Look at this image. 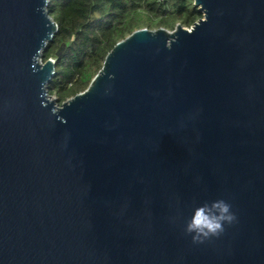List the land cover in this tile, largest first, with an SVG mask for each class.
Masks as SVG:
<instances>
[{"label": "water", "instance_id": "water-1", "mask_svg": "<svg viewBox=\"0 0 264 264\" xmlns=\"http://www.w3.org/2000/svg\"><path fill=\"white\" fill-rule=\"evenodd\" d=\"M48 2L0 0V264H264V0L134 30L61 104Z\"/></svg>", "mask_w": 264, "mask_h": 264}, {"label": "trees", "instance_id": "trees-1", "mask_svg": "<svg viewBox=\"0 0 264 264\" xmlns=\"http://www.w3.org/2000/svg\"><path fill=\"white\" fill-rule=\"evenodd\" d=\"M57 24L42 61L55 59L48 93L58 104L84 91L107 53L134 30L191 27L203 17L193 0H49Z\"/></svg>", "mask_w": 264, "mask_h": 264}, {"label": "clouds", "instance_id": "clouds-1", "mask_svg": "<svg viewBox=\"0 0 264 264\" xmlns=\"http://www.w3.org/2000/svg\"><path fill=\"white\" fill-rule=\"evenodd\" d=\"M212 207L217 211L209 213L204 207L198 208L185 228V232L192 235L194 243H203L205 240L219 237L225 231V225L235 221L231 205L225 200H214Z\"/></svg>", "mask_w": 264, "mask_h": 264}, {"label": "rangeland", "instance_id": "rangeland-1", "mask_svg": "<svg viewBox=\"0 0 264 264\" xmlns=\"http://www.w3.org/2000/svg\"><path fill=\"white\" fill-rule=\"evenodd\" d=\"M51 98L56 100V97L55 96H51ZM56 103H58V102L56 101Z\"/></svg>", "mask_w": 264, "mask_h": 264}, {"label": "bare ground", "instance_id": "bare-ground-1", "mask_svg": "<svg viewBox=\"0 0 264 264\" xmlns=\"http://www.w3.org/2000/svg\"><path fill=\"white\" fill-rule=\"evenodd\" d=\"M51 99V98H50Z\"/></svg>", "mask_w": 264, "mask_h": 264}]
</instances>
